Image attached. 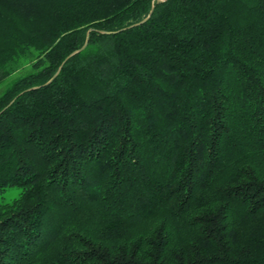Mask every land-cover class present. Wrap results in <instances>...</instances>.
Returning <instances> with one entry per match:
<instances>
[{"label": "trees", "instance_id": "obj_1", "mask_svg": "<svg viewBox=\"0 0 264 264\" xmlns=\"http://www.w3.org/2000/svg\"><path fill=\"white\" fill-rule=\"evenodd\" d=\"M3 84L0 264H264V0H0Z\"/></svg>", "mask_w": 264, "mask_h": 264}, {"label": "rangeland", "instance_id": "obj_2", "mask_svg": "<svg viewBox=\"0 0 264 264\" xmlns=\"http://www.w3.org/2000/svg\"><path fill=\"white\" fill-rule=\"evenodd\" d=\"M19 73H16V74H14V75H12V77H10V78H13V77H15V76H17ZM5 86V84H3L2 86H0V90H1V88H3ZM19 188H17V187H13V188H9L7 191H6V193H5V198H6V200H8V201H12L14 198H16L17 196H18V194H19Z\"/></svg>", "mask_w": 264, "mask_h": 264}, {"label": "water", "instance_id": "obj_3", "mask_svg": "<svg viewBox=\"0 0 264 264\" xmlns=\"http://www.w3.org/2000/svg\"><path fill=\"white\" fill-rule=\"evenodd\" d=\"M145 20H146V19H145ZM145 20L141 21V22L138 23V24H141V23L144 22ZM88 40H89V38L87 37V40H86V42H85V44H84V46H83L82 48H84V47L88 44Z\"/></svg>", "mask_w": 264, "mask_h": 264}]
</instances>
